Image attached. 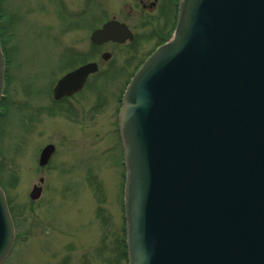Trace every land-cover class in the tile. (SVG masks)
I'll return each instance as SVG.
<instances>
[{
	"label": "water",
	"instance_id": "1",
	"mask_svg": "<svg viewBox=\"0 0 264 264\" xmlns=\"http://www.w3.org/2000/svg\"><path fill=\"white\" fill-rule=\"evenodd\" d=\"M133 40L116 21L91 37ZM97 72L92 63L66 75L56 98ZM4 76L0 45V100ZM119 130L129 264H264V0H179L172 38L126 90ZM14 240L0 188V264Z\"/></svg>",
	"mask_w": 264,
	"mask_h": 264
},
{
	"label": "rangeland",
	"instance_id": "2",
	"mask_svg": "<svg viewBox=\"0 0 264 264\" xmlns=\"http://www.w3.org/2000/svg\"><path fill=\"white\" fill-rule=\"evenodd\" d=\"M177 1L0 0V188L15 229L2 264H128L118 118L136 72L173 36ZM111 20L135 40L94 46L92 33ZM88 63L99 71L84 90L54 104L57 82Z\"/></svg>",
	"mask_w": 264,
	"mask_h": 264
},
{
	"label": "flooded vegetation",
	"instance_id": "3",
	"mask_svg": "<svg viewBox=\"0 0 264 264\" xmlns=\"http://www.w3.org/2000/svg\"><path fill=\"white\" fill-rule=\"evenodd\" d=\"M174 1V0H173ZM174 5V7H176V11H177V13H178V1L176 2V4H173ZM83 66V65H82ZM81 67V66H80ZM79 68V67H78ZM77 68V69H78ZM76 70V69H75ZM74 71V70H73ZM91 77V76H90ZM90 77L88 78V80L90 79ZM88 80H87V82H88ZM85 88V87H84ZM84 89H81L79 92H77V93H75V94H73V95H71V96H65V97H63V98H61L60 100H56L55 99V97H54V89H53V92H51V95H50V97L52 98L53 97V100H54V104H58V103H61V102H63V101H67V100H71V99H73V98H75V97H77L82 91H83ZM48 146H53L54 147V152H53V155L51 156V158H50V160H49V163L46 165V166H44V167H47L49 164H50V161H51V159L53 158V156L55 155V152H56V147L54 146V145H46L45 147H43L42 148V150L40 151V154H39V156L38 157H40V155H41V153H42V151L45 149V148H47ZM38 165H39V160H38Z\"/></svg>",
	"mask_w": 264,
	"mask_h": 264
}]
</instances>
